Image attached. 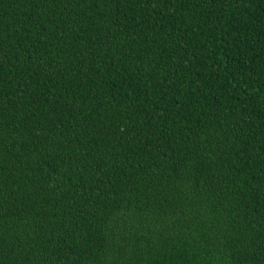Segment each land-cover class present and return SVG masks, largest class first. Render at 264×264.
I'll list each match as a JSON object with an SVG mask.
<instances>
[{"label":"trees","instance_id":"1","mask_svg":"<svg viewBox=\"0 0 264 264\" xmlns=\"http://www.w3.org/2000/svg\"><path fill=\"white\" fill-rule=\"evenodd\" d=\"M0 264H264V0H0Z\"/></svg>","mask_w":264,"mask_h":264}]
</instances>
